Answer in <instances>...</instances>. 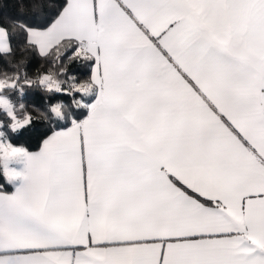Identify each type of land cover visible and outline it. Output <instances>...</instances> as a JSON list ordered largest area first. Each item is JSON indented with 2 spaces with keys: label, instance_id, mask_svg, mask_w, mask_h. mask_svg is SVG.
Listing matches in <instances>:
<instances>
[{
  "label": "snow or ice",
  "instance_id": "1",
  "mask_svg": "<svg viewBox=\"0 0 264 264\" xmlns=\"http://www.w3.org/2000/svg\"><path fill=\"white\" fill-rule=\"evenodd\" d=\"M17 2L0 264H264V0Z\"/></svg>",
  "mask_w": 264,
  "mask_h": 264
},
{
  "label": "trees",
  "instance_id": "2",
  "mask_svg": "<svg viewBox=\"0 0 264 264\" xmlns=\"http://www.w3.org/2000/svg\"><path fill=\"white\" fill-rule=\"evenodd\" d=\"M48 4L56 3V0H46ZM19 4L17 0H0V15L16 16L18 15ZM31 9L28 10V17L32 16ZM36 64L33 61V68L30 71H33ZM81 76L83 75L82 70H76ZM26 103L28 104L30 110L34 108H39L41 111L45 110V98L44 95L38 91H29L26 95ZM42 128V125L37 123L36 129L37 132ZM37 132L32 133L31 135H23L16 142L18 144H25L31 150H36V146L39 142ZM0 182H3L0 180Z\"/></svg>",
  "mask_w": 264,
  "mask_h": 264
}]
</instances>
